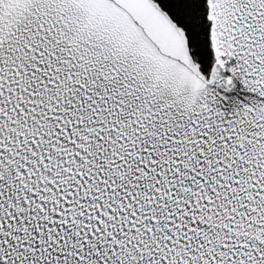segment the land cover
<instances>
[{
    "label": "snow or ice",
    "instance_id": "snow-or-ice-1",
    "mask_svg": "<svg viewBox=\"0 0 264 264\" xmlns=\"http://www.w3.org/2000/svg\"><path fill=\"white\" fill-rule=\"evenodd\" d=\"M0 264H264V0H0Z\"/></svg>",
    "mask_w": 264,
    "mask_h": 264
}]
</instances>
